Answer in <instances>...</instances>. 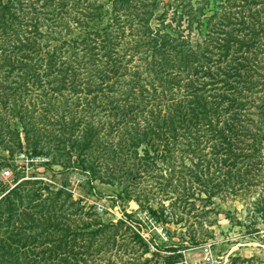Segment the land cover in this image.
Wrapping results in <instances>:
<instances>
[{
	"label": "rangeland",
	"instance_id": "1",
	"mask_svg": "<svg viewBox=\"0 0 264 264\" xmlns=\"http://www.w3.org/2000/svg\"><path fill=\"white\" fill-rule=\"evenodd\" d=\"M37 1L40 36L35 20L24 34L0 27V203L17 188L22 206L15 230L1 234L18 264H203L205 245L211 264H264V0ZM143 4L153 13L143 15ZM98 7L103 24L83 27ZM163 34L206 49L211 70L247 55L252 88L231 145L238 156L227 143L213 153L207 125L174 134L163 126L187 82L170 89L156 79L149 45ZM25 36L37 50L20 63L11 43ZM47 52L63 78L47 75ZM17 110L23 118L11 117ZM63 114L80 121L66 143L51 138ZM87 125L98 143L84 150Z\"/></svg>",
	"mask_w": 264,
	"mask_h": 264
},
{
	"label": "trees",
	"instance_id": "2",
	"mask_svg": "<svg viewBox=\"0 0 264 264\" xmlns=\"http://www.w3.org/2000/svg\"><path fill=\"white\" fill-rule=\"evenodd\" d=\"M52 1L53 0H48L50 4ZM37 2V0H26L23 3L20 0H6L3 3V0H0V27L2 29L8 28L10 31L14 29L17 34H19V32L24 34L27 27L24 29H22V27L35 20L33 25L36 30V34L40 36L38 34L39 25H41L39 21L40 17L37 18L32 15V13H38V10H40L38 6H35ZM155 2H157V0H153L152 8L154 7ZM57 4L62 7L63 0H58ZM228 4L232 6L236 5V3H232L230 1ZM123 5L126 7L124 3ZM237 6L243 7L239 4H237ZM148 12L149 14L153 13V11H148V9L145 8V4H143L142 14L146 15ZM86 15L87 18L81 21L82 23L80 24H82L85 28H90L91 26L97 27V25L103 24L107 13H105L101 7H98V11L93 9ZM28 18L30 19V22L28 21ZM148 20L144 21V23H139L148 27ZM15 24H17L16 28H14ZM159 37L152 40L149 45L150 48H153L154 55L150 56L148 53V56L151 57L150 66L154 70L156 79L158 82L162 83L163 86L166 85L170 89L179 87V77H183L187 80V82L183 85V93L180 94L181 91H179L178 99H176L175 103L171 105L172 111L161 117L163 126H166L167 130L174 134L178 132V130H190L191 128L207 125L210 130L214 131L211 133V137L213 138L215 136L214 140H216V145H214L212 152L218 154L221 151L218 149V144L227 143V152L236 155L235 147L231 146L232 144H235V142H238L237 139L240 136L235 129L237 124H239L236 110L239 108V111L241 110L242 113H247L244 110L247 105L246 102L244 103V99L248 98V92L252 88L251 81H249V73L252 69L243 64V60L247 58V55L243 54L244 56L241 55L240 58H234L238 55L233 54L232 58L239 61L228 62L224 68L218 67L217 64H215L214 66L217 67L211 70L212 66L207 63L209 58L205 54L206 49L203 50L200 49V47L195 48L192 45H188L187 41L186 43L188 46H183L185 45V41L179 38L180 35L177 37H171L168 34H163L159 35ZM29 38L34 39L35 37L25 36L24 38H16L19 43L17 45L11 43L12 49H15L16 53H22L20 63H23L22 60L24 58L32 59V54L36 53V40L34 41ZM234 40L235 39H232L231 42L233 43ZM83 41L86 42L87 39L84 38ZM240 43L243 45L244 41H240ZM38 49H41V47ZM10 54L11 53H8V55ZM47 54V75H57L56 77L62 76L63 78L65 76H63V74H65V69L58 68L56 71V67L54 66L55 55L50 52H47ZM223 61L225 62L226 60L223 59ZM4 63V65H9L11 67L15 62L12 57H8ZM168 67L174 68L175 71L169 72ZM10 70L12 71H8L9 73L13 72L12 67ZM219 73L220 75L222 74V77H220L221 79L217 77ZM204 76L208 79L215 80L205 81V79H202ZM219 84L222 85L219 86ZM99 91H101L100 86ZM139 93L142 92L139 90ZM10 95L17 97V100L23 94L11 91ZM137 95L138 94L134 91V101L136 100ZM13 99L14 101L12 104L15 105L16 100L15 98ZM8 102L9 100H7V104ZM21 103L23 104V102ZM49 106L54 107L51 104ZM135 107L136 105L131 107V109H134ZM263 108L264 104L261 108L264 113ZM10 110L14 111L15 109L14 107H11ZM35 110L36 108L30 109V115L34 113ZM45 111H47V109H45ZM63 113L68 114L66 111H63ZM13 114L14 115H11V117L23 118V115L19 110L15 111ZM63 116L64 114L61 116V123L59 124L60 127H58V132L51 135V138L57 139L58 142L62 141L66 143V140H70L72 136L71 134H73L80 125V121L74 122L75 116H71L70 121H66ZM44 122H46V120ZM67 125L71 126L69 127ZM93 130L94 129L91 126L87 125V129L83 131L84 135L82 134L83 136L80 145L84 150L91 149L98 143L95 140L97 137L96 132H93ZM39 131H41V129H36L35 126L33 132ZM17 138L18 134L11 137V141L19 147ZM142 140L144 139H138L136 141V145L143 142ZM259 140H257V143L259 142L262 144L264 141V132L259 134ZM33 153L39 154L40 152L34 148ZM239 155H241V153ZM19 192L20 190L17 188L9 192L0 203V264H3L5 257L12 259L13 264H18L20 260V252L17 249L10 251L11 245H6L9 238L2 235L14 231L16 227L15 222L21 220L20 214L22 212L20 211V207L22 206L20 203L21 200ZM16 199H18L17 202ZM24 209H27L26 205H24L23 210ZM152 213L154 215H161L158 214L157 211H153ZM163 220L165 221V219ZM33 222H35V220H33ZM3 228H5V230H3Z\"/></svg>",
	"mask_w": 264,
	"mask_h": 264
},
{
	"label": "built area",
	"instance_id": "3",
	"mask_svg": "<svg viewBox=\"0 0 264 264\" xmlns=\"http://www.w3.org/2000/svg\"><path fill=\"white\" fill-rule=\"evenodd\" d=\"M202 251H203V259L202 262L203 264H211L213 261V256L211 253V247L210 245H205L204 247H202Z\"/></svg>",
	"mask_w": 264,
	"mask_h": 264
}]
</instances>
